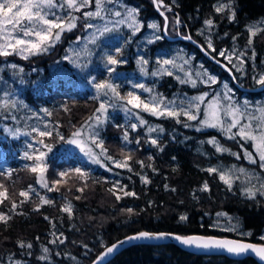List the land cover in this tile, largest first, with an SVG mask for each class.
I'll list each match as a JSON object with an SVG mask.
<instances>
[{
  "label": "trees",
  "instance_id": "trees-1",
  "mask_svg": "<svg viewBox=\"0 0 264 264\" xmlns=\"http://www.w3.org/2000/svg\"><path fill=\"white\" fill-rule=\"evenodd\" d=\"M219 1L162 0L160 9L168 18L175 19L174 35H191L213 57L233 70L237 83L228 71L208 60L187 41L171 42L163 36L147 45L141 54L148 58L151 67L153 62L157 63L156 57L169 54L173 45L180 46L192 52L196 60H202L217 76L228 80L239 96L260 98L264 96V89L244 91L238 84L245 88L261 86L256 75L264 72V30L249 40L246 26L264 19V0H224L231 7L224 12H217L216 3ZM124 2L137 8L144 24L151 20L158 21L161 28L165 24L154 0ZM233 11L234 18L231 15ZM72 15L79 16L80 13L73 11ZM208 20L213 21L212 26L206 24ZM76 25L73 30L64 31L52 47V50L57 49V58H63L64 46L69 41L83 35L84 25ZM205 28L213 37V47H209L202 35L201 31ZM168 34L172 35L171 32ZM117 38L114 40L105 34L98 41V47L103 50L118 45L125 63L119 64L117 69H126L135 74L138 69L136 58L140 54L136 47L140 37L122 30L118 32ZM222 48H231L244 59L243 70L235 69L219 55ZM48 55L34 56L32 62L21 61L24 64L31 63L28 65L36 67V70L25 75L22 83L16 84V89L18 97L31 109H49V119L56 129H52L48 136H38V140L46 141V146L35 148L28 156L34 157L41 151L45 153V179L48 187L55 190L49 191L38 183L39 174L30 171L36 161L21 155L18 148L21 142L10 138L0 126V184L5 186L9 196L0 204V211L11 216L6 224L0 222V264H91L109 245L144 231L181 237H229L264 244V239L260 237L264 230V195L256 191L255 197L250 198L243 183L237 182L229 188L216 172L208 171L213 164L230 161V156L219 154L215 145L209 143L213 139L225 142V138L219 128L201 125L204 106H200L199 119L195 121L188 120L184 115L178 118L156 117L140 110L146 123H133L132 119L125 123L121 114L117 113L114 120L101 122L102 143L106 153L93 144L100 164L89 163L78 152L69 150L67 144L75 130L84 129L95 120L94 117L99 114L97 109L100 99L91 89L76 84L74 80L77 77L55 80L49 67L52 59ZM92 73L97 81L111 78V73L101 67ZM158 81L156 89L164 99L174 94L196 96L205 89L201 83L195 86L189 82L182 83L172 74L162 75ZM128 87L124 83L118 85V90L127 94ZM151 123L162 127L156 145L151 143ZM132 124L137 127L133 129ZM125 133L127 141L124 139ZM233 140L239 150L241 145L253 148L252 142L239 136ZM126 155L131 156L128 160L131 171L129 168L116 167L113 163L124 160ZM76 169L87 174L86 182L85 178L78 176ZM60 173L68 175L61 177ZM145 180L149 182L145 183ZM30 187L35 191L29 192L27 199L19 195ZM81 187L83 191H77ZM125 191L133 192L135 196H125ZM41 197L52 203L42 204ZM10 201L18 205L14 212L9 211ZM20 201L24 202L21 204ZM69 202L72 204L71 215L62 210ZM182 216L187 219L181 220ZM226 217H232L249 235L222 230L219 224ZM61 240L64 242L61 243ZM21 243L25 247H20ZM28 244H31V248L27 247ZM107 264L259 263L250 256L233 260L225 256L197 255L176 243H164L132 245Z\"/></svg>",
  "mask_w": 264,
  "mask_h": 264
},
{
  "label": "rangeland",
  "instance_id": "rangeland-1",
  "mask_svg": "<svg viewBox=\"0 0 264 264\" xmlns=\"http://www.w3.org/2000/svg\"><path fill=\"white\" fill-rule=\"evenodd\" d=\"M59 3V2H58ZM155 3V2H154ZM222 4L229 5L228 2L220 0L216 3V8ZM105 13L103 14V19L101 18H85V13L89 11H95V0H92L90 6L83 7L79 13L78 20L76 24L84 25V33L81 34L76 39L69 41L68 44L64 46L65 54L63 58H57V49L50 47L47 52H42L37 55H28L27 59L19 54H11L7 57L0 56V126L3 127L4 133L8 134L10 138L15 139L18 142H21L18 146L21 150V155L28 156L35 148L40 146H46L45 140H38L40 132H51L53 128V123L49 119V109L42 107L39 110L31 109L28 105L18 97L17 94V85H20L24 80V76L29 72H34L36 67H30L28 64H24L21 61H33L34 56L41 54L48 55L52 60L50 61V71L54 79L57 78H67L72 76L76 78L74 82L81 87H87L95 92V95L100 99L101 102L108 105L107 112L101 115V120L106 119H115L117 113L121 114L123 121L126 123L128 120H133V123L140 122V119L146 121L141 114L139 113L142 109L133 108L131 105L127 104L125 100H120L114 98L109 92L108 96L103 95L104 91L107 90H98L97 85L101 83H110L117 86V91L122 93L121 97H127L129 92L134 93L141 97L142 100H145L149 103L153 102L155 97L157 100L163 99L164 103L168 106L169 109L175 111H191L195 113V108L189 109V105L199 104V101H196L194 98L198 96H205L203 104L204 106V118L205 112L207 110V105L216 97H219L222 108H221V119L224 121L225 126L231 122V117L225 114L224 109L228 106L229 103H232L234 106L240 107L241 111L244 113V117L241 120V124L248 122L249 115L253 117H260V112L258 109L264 108V96L260 98H248L246 96H239L234 87L226 79H222L213 73L202 60H196L195 55L192 52L184 50V48L173 45L170 48L169 54H162L156 57L157 63L153 62V66H149L148 58L142 56L141 50H143L147 45L154 43L163 38V27L161 28L160 24L156 20H151L144 24V22L139 18L138 10L133 5H128L124 0H113V3H105ZM156 7V6H155ZM229 7H231L229 5ZM157 8V7H156ZM135 9L136 15L135 20L137 21L136 26H129L130 21L127 19L128 11ZM229 9V8H228ZM65 8L63 10L54 9L53 11L57 12V15L61 16L64 19H67L68 15H72L74 10ZM158 10V9H157ZM159 10H161L159 8ZM227 10V9H226ZM116 11L121 13L120 17L114 15ZM163 14L161 17L167 20V29L166 33L171 32L172 35L177 36L175 31V19L168 18V16L161 10ZM165 15V17H164ZM73 16V15H72ZM51 18V17H50ZM171 19V20H170ZM125 20V23L117 24L116 21ZM157 24V28L153 29L151 25ZM87 24H92V28H87ZM145 25V27H144ZM107 26L109 31H103L104 27ZM83 28V26H82ZM257 30V34L264 30V19H261L259 22H252L246 26L248 30L249 40H253L249 29ZM122 30H128L133 36L140 37L139 42L137 41V51L139 57L136 58V63L138 69L136 73L128 72L126 69H117L119 64L123 65L124 59L120 47L114 46L113 48H104L100 50L98 47V41L102 36L108 34L112 39L117 40L118 32ZM144 31V33H141ZM204 38L207 40V43L211 44L213 47V37L208 31L207 28L201 31ZM157 37H160L157 39ZM25 39H35V37L25 38ZM94 41V42H93ZM3 41H0L2 43ZM56 45V43H55ZM224 51V59L229 62L226 58L231 56L232 60L229 62L237 70H243L244 59L236 54L231 48H222L220 52ZM48 53V54H47ZM112 56L120 61L116 65L108 63V57ZM169 60L173 61L172 64L165 65L163 61ZM147 61V63H144ZM185 61H187L185 63ZM243 61V63H241ZM66 64H65V63ZM16 65L15 68L12 65ZM69 68H67V67ZM104 68L111 73V78L107 81H97L93 75V70L97 68ZM113 69H115L113 71ZM31 70V71H30ZM171 73L178 81H187L192 83L195 81V84L201 83L205 89L202 93L197 94L196 96H181L174 94L169 99H164V96L156 89L159 81L158 78L162 75ZM73 74V75H72ZM214 77L216 82L212 83L208 77ZM261 76H264V72H261L256 75L257 81ZM182 82V83H187ZM127 84L128 91L127 94L118 90V85ZM17 84V85H16ZM259 84V83H258ZM143 85V87H139ZM227 85V87H225ZM148 89L150 91H145ZM225 94L231 97V101L225 99ZM247 101V104H245ZM7 102V104L5 103ZM14 105V106H13ZM47 110V111H45ZM143 111V110H142ZM149 113V112H147ZM150 114V113H149ZM183 115V114H181ZM156 117H165L157 116ZM259 121L254 119L252 124L254 127L258 125ZM88 127L82 130V135L79 138H76L82 141V144L69 143L67 147L69 150L78 152L80 156L84 157L89 163H93L92 159L86 154V151H82V148L85 150L91 148L94 153L98 156L91 142L90 136L98 133V141L102 142L101 136V123H97L96 120L90 122ZM150 128L155 129V131H150V136L153 139L157 140L160 136L162 127L156 123H151ZM78 130V129H77ZM75 130V131H77ZM74 131V132H75ZM237 128L232 129V133H236ZM225 142L216 140L218 145L221 148L228 149L229 151H217L219 154H227L230 156V161L224 163H216L209 167V169H217L216 172L220 178V174L228 172L232 176V186L233 187L237 182H241L245 185L246 189H253V191H259V193L264 192V169L260 167V161L257 153L255 152L254 146L252 149L246 148L241 145V150L236 146V142L233 139H229L228 136L230 133L223 131ZM74 139L70 138L68 141ZM253 145V144H252ZM17 148V149H18ZM217 150V147L215 145ZM245 151L252 152L253 156L256 158V163H250L245 156ZM42 152V151H41ZM238 154L237 156L234 155ZM39 154V153H38ZM99 158V157H98ZM114 163V162H113ZM115 164V163H114ZM243 168L245 171L241 173L239 169ZM72 205V204H71ZM219 227L222 230L234 231L242 235H249L248 232L242 230L240 224L235 221L232 217H226L224 221H221ZM264 239V230L260 236ZM263 244V243H261Z\"/></svg>",
  "mask_w": 264,
  "mask_h": 264
},
{
  "label": "snow or ice",
  "instance_id": "snow-or-ice-1",
  "mask_svg": "<svg viewBox=\"0 0 264 264\" xmlns=\"http://www.w3.org/2000/svg\"><path fill=\"white\" fill-rule=\"evenodd\" d=\"M155 3H157L158 9L163 6L162 0H154ZM92 3V0H60L58 3V0H0V41H3L0 43V56L7 57L11 54H19L23 56V58L27 59L28 55H37L42 52H47L50 47H54L55 43L58 42L61 38V35L64 31H71L73 30L76 25V20L79 19V17H75L72 15H68L67 19L62 18L61 16L57 15L56 11H53L54 9L63 10L65 6L67 9L74 10V11H80L83 7L90 6ZM105 3L111 4L113 3V0H95V11H89L85 13V18H101L103 19V14L105 13ZM229 8V5L222 4L219 7L216 8L217 12H224L226 9ZM171 9L169 8V11ZM163 14V13H161ZM115 16L120 17L121 13L119 11H116L114 13ZM136 10L132 9L128 11L127 13V19L130 21L129 26H136L137 21L135 20ZM232 17L234 18L235 12L233 11L231 13ZM51 17V18H50ZM165 19H167L165 17ZM178 22V21H177ZM117 24L125 23V20H119L116 21ZM206 24L209 26H212L213 21L208 20L206 21ZM87 28H92V24H87ZM153 29H156L158 26L157 24L153 23L151 25ZM103 31H109V28L107 26L104 27ZM249 32L251 36L257 35V30H253L252 28L249 29ZM35 37V39H25V38H31ZM160 37H157L159 39ZM188 39H191V37H187ZM94 42V41H93ZM251 42V41H250ZM209 47H211V44L209 43ZM214 50V49H213ZM220 56H225V52L222 51L219 53ZM229 62H231L232 57L227 56L226 57ZM187 61H185L186 63ZM108 63L112 65H116L120 63L119 60L116 58L109 56L108 57ZM144 63H147V61H144ZM165 65L172 64L173 61L165 60L163 61ZM243 63V61H241ZM13 68L16 67V65H12ZM115 69H113L114 71ZM171 75V73H168ZM208 79L215 83L216 80L214 77L209 76ZM187 82V81H182ZM260 85L264 86V76H261L259 80L257 81ZM193 86H195V81H192ZM139 87H143V85H139ZM227 87V85H225ZM98 90H107L103 92V95L108 96L109 92L112 94L114 98L125 100L127 104L131 105L133 108L142 109L143 111L149 112L152 115L157 116H166V117H172V118H178L181 114L187 117L190 121H195L199 119V112H200V104L204 103L205 96H198L194 99L196 101H199V104L189 105V109L195 108V113L189 111H175L168 108V106L164 103L163 99L157 100L155 97L153 98V102L149 103L145 100H142L140 96L135 95L134 93L129 92L127 94V97H121L120 93L117 91V86L110 84V83H101L97 85ZM145 91H150L148 89H145ZM225 99L231 101V97L225 94ZM7 104V102H5ZM245 104H247V101H245ZM14 106V105H13ZM106 103L101 102L99 108L97 109V113L104 114L107 112ZM221 102L219 97H216L213 99L210 103L207 105V110L205 112V119L201 121V125L203 127L208 128H219L221 131H225L227 133H230L228 136L229 139H235L236 136H239L241 139L245 141L252 142L255 152L257 153L260 161V167L264 169V108L258 109L260 112V117H253L249 115L248 122L241 124V120L244 117V113L241 111L240 107L234 106L232 103H229L228 106L224 109L225 114L229 117H231V122L228 123L226 126L224 124V121L221 119L220 113H221ZM47 111V110H45ZM95 120L97 123H101V115H96ZM92 119V118H90ZM258 120L259 123L256 127L253 126L252 120ZM179 122V120H177ZM140 123L144 124L146 121L143 119H140ZM188 126V125H185ZM85 127H88L87 125ZM131 127L135 129L137 127L136 124H132ZM237 128L236 133H232V129ZM199 131L200 129L197 128ZM149 131H155V129L150 128ZM162 131V129H161ZM41 136H48L50 135L49 132H40ZM82 135V130L78 129L73 133L74 139L68 141L69 143H75V144H82L83 142L76 139L79 138ZM98 133L95 135H91L90 139L92 144H94L96 147L100 148L102 153H106V149L104 148V145L102 142L98 141L97 139ZM124 139L127 141L128 136L127 133L124 135ZM139 143V141H137ZM153 145L157 144V140L153 139L151 141ZM209 143H212L216 145L217 151H229L228 149L221 148L217 141L215 139L209 141ZM163 151V149H160ZM82 151H86V154L92 159L93 163L100 164V159L92 151L91 148H87L86 150L82 148ZM237 156V159H239V155L235 154ZM245 156L249 160L250 163L255 164L256 158L253 156L252 152L245 151ZM28 159H34L36 161L35 165L31 167L30 171L33 173H38V183L41 184L42 187L48 188L49 191H54V188L48 187L47 180L45 179V172L47 170V166L44 163L45 160V153L39 152L38 155L28 156ZM109 160L112 159V157H107ZM131 159L130 155H126V158L122 161H113L116 165V167H125L129 168L128 160ZM139 163L143 164L142 161ZM79 177L85 178L86 182V176L87 174L82 172L80 169L75 170ZM129 171L131 169L129 168ZM209 172H217V169H208ZM241 173H243L245 170L243 168L239 169ZM68 175L67 173H60L61 177H64ZM220 179L231 188L232 186V176L228 172H224L220 174ZM149 181L145 180V183H148ZM54 183H61V181H55ZM264 187V186H262ZM205 190H207V184L204 185ZM35 191V189H32L31 187L27 191H21L19 195L24 198L29 197V192ZM77 191H83V188H78ZM109 191H112L109 189ZM247 194L250 198H254L256 193L253 191V189L249 188L246 190ZM115 195V193H113ZM125 196H135V193L133 192H124ZM264 195V192L261 193ZM9 199L8 191L5 188L3 184H0V204H3L4 200ZM79 199V197H77ZM117 199H120V196H117ZM24 201H20L22 204ZM42 204H50L52 203L50 200L45 199L41 197ZM11 208L9 209L10 212H14L16 208L18 207L17 203L15 201H10ZM38 210V208L36 209ZM63 211L67 212L69 215H71L72 212V205L71 203H66L63 206ZM128 211L131 213L132 210L128 209ZM11 219V216L8 215L5 212L0 211V222L7 223ZM45 219H48V217H45ZM181 220H186L187 217H180ZM168 234H153L149 232H141L138 235L128 237V241H136L141 239H161L165 238ZM177 241H179L181 244L189 246V247H196L197 249H223L226 250L229 253H233L236 255H241L244 253H247L249 251L255 253L257 256L260 257L261 260H264V246H258L253 244H246L241 243L239 241H231V240H218L211 237H202V236H190V237H181V236H175L174 237ZM61 243L64 241L61 240ZM126 241H122V243H125ZM55 243V241H53ZM20 247H25L23 243L20 244ZM28 248H31V244L27 245ZM119 245H113L111 247H108L105 253L99 258L97 261V264H100V261H103L105 257L112 254ZM45 252L48 251L47 248L44 249Z\"/></svg>",
  "mask_w": 264,
  "mask_h": 264
},
{
  "label": "water",
  "instance_id": "water-1",
  "mask_svg": "<svg viewBox=\"0 0 264 264\" xmlns=\"http://www.w3.org/2000/svg\"><path fill=\"white\" fill-rule=\"evenodd\" d=\"M155 6L157 7V3H155ZM158 8V7H157ZM162 12H160L161 14ZM165 17V15H164ZM167 20L165 19V25H164V32L166 33V29H167ZM166 37L168 38V40L170 41H177V40H184V41H188L189 43H191L192 45L196 46L203 54L204 56L210 60L211 62H213L214 64L220 66L221 68L225 69L226 71H228V73L230 74V76L233 78V80L235 81L234 78V74L231 70V68L225 64L224 62L216 59L215 57H213L208 51L205 50V48L196 40H194L191 35H187V36H177V37H169L168 35H166ZM187 37H191V39H188ZM236 82V81H235ZM237 83V82H236ZM238 86L240 87L241 90L244 91H250V92H256V91H261L264 89V86H260L258 88H245V87H241L239 84ZM141 233V232H140ZM137 234H132L129 235L111 245H109L108 247H111L113 245H119V247L110 255H108L107 257H105V259L103 261H100V264H107L109 263L117 254H119L123 249L132 246V245H136V244H164V243H176L178 244L182 249L189 251L193 254H197V255H207V256H225L228 257L230 259L236 260V259H242L246 256H250L252 258H254L259 264H264V260H261L259 256H257L255 253L249 251L247 253L241 254V255H236L233 253H229L226 250L223 249H209V250H205V249H197L196 247L192 246H186L181 244L179 241H177L174 237V235L168 234L165 238H161V239H141V240H136V241H128L127 238L131 237V236H135L138 235ZM156 234V233H153ZM161 234V233H159ZM165 234V233H164ZM191 236H196V235H191ZM185 237H190V236H185ZM204 237V236H202ZM208 238V237H206ZM211 238H215L218 240H231V241H239L241 243H246V244H253V245H258V246H264V244H256V243H251L248 241H244V240H238V239H234V238H229V237H211ZM122 241H126L125 243H122ZM106 247L97 257L96 259L91 263V264H97V261L99 260V258L105 253V251L107 250Z\"/></svg>",
  "mask_w": 264,
  "mask_h": 264
},
{
  "label": "bare ground",
  "instance_id": "bare-ground-1",
  "mask_svg": "<svg viewBox=\"0 0 264 264\" xmlns=\"http://www.w3.org/2000/svg\"><path fill=\"white\" fill-rule=\"evenodd\" d=\"M158 9V8H157ZM158 12L160 13L161 12V10H159L158 9ZM161 15V14H160ZM165 25V24H164ZM167 32V31H166ZM163 34H164V37H166V35H168L167 33H165L164 32V27H163ZM179 35H181V34H179ZM179 35H177V36H179ZM169 36V35H168ZM177 36H169V37H177ZM181 36H187V35H181ZM192 37V36H191ZM193 38V37H192ZM166 39L168 40V38L166 37ZM194 39V38H193ZM195 40V39H194ZM170 41V40H169ZM178 41V40H177ZM182 41H184V40H182ZM197 41V40H196ZM171 42H176V41H171ZM188 42V41H187ZM198 42V41H197ZM191 44V43H190ZM201 44V43H200ZM194 46V45H193ZM196 47V46H195ZM232 70V69H231ZM232 72H233V70H232ZM234 74V73H233ZM144 232H147V231H144ZM140 233V232H139ZM149 233H155V232H149ZM137 234V233H136ZM156 234H159V233H156ZM165 234H168V233H165ZM171 235H173V234H171ZM174 236H177V235H174ZM197 236V235H196ZM130 247V246H129Z\"/></svg>",
  "mask_w": 264,
  "mask_h": 264
}]
</instances>
